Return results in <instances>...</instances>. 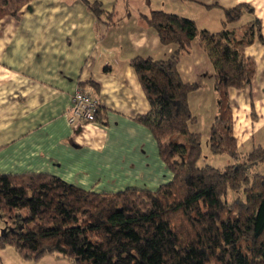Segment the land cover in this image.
<instances>
[{
	"label": "trees",
	"instance_id": "trees-1",
	"mask_svg": "<svg viewBox=\"0 0 264 264\" xmlns=\"http://www.w3.org/2000/svg\"><path fill=\"white\" fill-rule=\"evenodd\" d=\"M32 1L0 0V18ZM84 1L105 15L100 1ZM247 12V4L225 9L217 32L163 9L142 14L162 44L177 46L165 60H131L150 104L137 120L151 130L172 179L156 189L97 192L44 172L0 173V213L16 224L0 247L12 245L24 258L60 253L73 264H264V146L240 152L229 98V89L247 88L256 74L246 48L256 38L264 43L258 18L235 25ZM194 39L214 68L219 105L208 146L230 157L224 167L199 164L203 136L191 128L197 117L189 95L200 85L185 82L178 69Z\"/></svg>",
	"mask_w": 264,
	"mask_h": 264
},
{
	"label": "crops",
	"instance_id": "crops-1",
	"mask_svg": "<svg viewBox=\"0 0 264 264\" xmlns=\"http://www.w3.org/2000/svg\"><path fill=\"white\" fill-rule=\"evenodd\" d=\"M98 1L102 18L84 0H33L19 15L0 18V173L44 172L100 192L158 188L172 173L151 130L137 120L150 104L131 60H165L177 46L162 44L140 16L163 9L195 20L200 30L217 31L211 21L217 18L224 27L225 9L247 4L253 13L235 25L258 18L264 37V0H171L173 6L162 0ZM245 52L256 62L252 84L229 89L243 154L264 146V43L256 38ZM178 69L185 82L200 85L189 95L197 117L191 128L209 137L219 94L198 39ZM78 87L100 100L101 116L72 126L67 113Z\"/></svg>",
	"mask_w": 264,
	"mask_h": 264
},
{
	"label": "rangeland",
	"instance_id": "rangeland-1",
	"mask_svg": "<svg viewBox=\"0 0 264 264\" xmlns=\"http://www.w3.org/2000/svg\"><path fill=\"white\" fill-rule=\"evenodd\" d=\"M158 1L159 0H155V2ZM162 2H164V4H167V6H173L171 4V0H164V1L162 0ZM179 10L185 12L184 8L182 9L180 8ZM210 24L212 25H208V26H210V28H213V30L220 31L223 28L221 27L222 26L221 20H218L217 18L211 21ZM217 31H212V32H217ZM202 141H203V156L199 162L200 165L209 163L217 167H224L232 162L230 157H228L227 155H215L210 152L208 146V141H209L208 136L207 137L206 135L203 136ZM93 190L100 192L96 189ZM23 213H26V211H23ZM9 226L14 227L16 226V224L15 223L13 224V222H11V218L9 217V215H7V213H0V236ZM0 264H73V261L70 257L60 253L46 254L42 256L40 259L24 258L14 246L6 245L5 247H0Z\"/></svg>",
	"mask_w": 264,
	"mask_h": 264
},
{
	"label": "built area",
	"instance_id": "built-area-1",
	"mask_svg": "<svg viewBox=\"0 0 264 264\" xmlns=\"http://www.w3.org/2000/svg\"><path fill=\"white\" fill-rule=\"evenodd\" d=\"M100 107V100L94 94L78 87L72 96V104L67 113L68 122L72 126L96 122Z\"/></svg>",
	"mask_w": 264,
	"mask_h": 264
}]
</instances>
